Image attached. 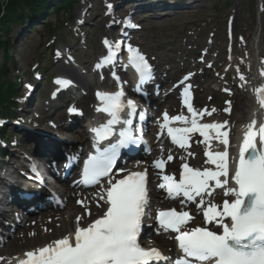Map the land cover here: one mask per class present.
<instances>
[{
    "label": "snow or ice",
    "instance_id": "snow-or-ice-1",
    "mask_svg": "<svg viewBox=\"0 0 264 264\" xmlns=\"http://www.w3.org/2000/svg\"><path fill=\"white\" fill-rule=\"evenodd\" d=\"M113 9L112 4L106 5ZM115 23V21H114ZM126 26L137 27L126 17ZM126 38V34H125ZM243 41V37H241ZM107 55L102 57L96 67L101 68L106 63L115 61L117 50L122 47V41L115 44L104 40ZM127 65L138 74V87L153 79V69L147 58L138 48L127 44ZM60 53L57 52V55ZM243 59V58H241ZM254 59L258 65L261 78H264V62L257 55ZM238 79L248 83L246 76L237 64ZM251 70V69H250ZM118 81V90L97 91L96 98L99 105L97 113L106 114L109 118L97 127L90 128L94 133V147L100 141H109L103 150L96 148V154L89 155L83 161L81 180L84 186H97V207L103 208V214L98 218L81 226L83 216L76 217L74 232L55 239L44 246L25 251L21 257L15 259V264H264V83L254 86L252 91L258 105L253 118L242 125V137L238 144V155L230 156V130L228 121L201 123L198 117L211 111L205 109L197 111L191 102L190 88L186 85L181 93L183 105L191 115L183 114L169 116L162 114L163 122L159 125L166 129L172 144L181 149L190 148V141L194 134H199L206 149L205 163L210 167H192L187 162L181 164L179 177L174 174H163L166 161L161 158L153 162L152 167L161 170L162 183L160 189L167 192L171 199H180L181 209H161L156 212L155 219L159 225L158 232L175 233L178 256L173 259L164 255L156 247L141 246L139 237L142 232V221L150 215L149 194L147 191V169L144 171H127L121 178H114L113 167L120 149L129 144L137 143L139 137L134 132H141L139 127L133 128L131 117L137 113V106L131 99L125 100V92ZM186 75L180 84L190 78ZM103 78V77H102ZM255 74H253V81ZM58 85L69 84L70 81L57 79ZM27 87H31L28 85ZM228 91L227 89H225ZM231 104L230 101H226ZM128 109L126 119L121 114ZM70 107L69 112H76ZM230 113L229 108L224 109ZM142 117L143 112L139 113ZM179 122L185 126H170ZM122 125L118 132V139L112 143L109 138L116 135L114 126ZM190 125V126H188ZM215 140L223 145V150L213 151L211 141ZM196 154L187 152L188 157ZM182 161L185 160L181 157ZM173 156L168 155L167 161ZM119 169L118 172H125ZM222 189L225 197L222 204L212 201L215 189ZM102 202V203H101ZM196 203L198 211L203 212L204 224L215 225L189 227L193 217L183 210L187 204ZM83 204V201H77ZM90 216V209H86ZM3 259V258H0Z\"/></svg>",
    "mask_w": 264,
    "mask_h": 264
},
{
    "label": "rangeland",
    "instance_id": "rangeland-1",
    "mask_svg": "<svg viewBox=\"0 0 264 264\" xmlns=\"http://www.w3.org/2000/svg\"><path fill=\"white\" fill-rule=\"evenodd\" d=\"M194 1H196L194 8L187 10L166 9L162 7L164 4L158 3H152L146 7L143 5L141 7L144 8L133 10L131 7H135V4L140 1L76 0L71 20L67 18V13L64 10L48 15L47 22L59 28L55 37L58 36L61 39L50 36L48 28L41 26L40 23L26 30L28 21L24 22L22 26H11L8 30L11 43V48L8 51L10 61L7 63L9 74L5 80L14 81L16 75L18 78L21 77V82L31 81L33 84L30 93H27L24 87L21 88L20 96L23 97L19 98V101L22 103L26 100L27 94L30 96V101L17 107L14 111L15 116L17 118L23 115L30 116L29 123L47 132H55L56 126L54 125L63 118L67 109L63 103L52 102V99L49 98L52 87L51 83L44 82V76L60 75L59 69L68 67L76 70L83 80H92L95 77V72L100 74H97L99 79L105 78L106 75H101V68L96 67L100 55L106 53L103 37L110 33L114 35L111 39L112 44L115 43L119 31L117 25L121 23L124 15L125 18L130 17L134 22L142 20L139 24L141 30L131 35L130 43L150 56L157 70L163 72L161 78L164 82L172 78L178 71L184 70L185 72L192 69L194 63L210 62L208 66L205 65L206 68L200 66L198 72L202 74H197L207 84L204 82L200 86L195 83L186 85H191L190 94L191 98L195 100V110L203 111L209 106L211 109L220 111L219 108L225 107L229 98H235L241 91L237 86L235 75L227 74L231 69L227 67L226 62L234 57L233 50L235 52L230 41H233V38L241 40L243 37L242 52L245 55L243 62L246 70L248 68L246 59L253 50L254 40L261 35L264 37V0ZM107 4L114 6L111 11L107 9ZM149 15L150 17H147ZM235 21L239 24L240 31L235 30L233 24ZM112 26H117V29L112 30ZM57 52L60 54L57 55ZM260 60H264V54ZM2 63L3 59L0 54V65ZM40 71L42 74H38ZM176 78H179V75ZM176 80H173L174 82L171 84L176 83ZM112 87L114 88V84ZM95 88L92 87V91ZM81 89L85 94L88 91L86 88L81 87ZM68 99L69 96L66 95L64 104L68 103ZM169 103L171 104L170 101ZM180 112L181 110L177 115ZM44 119L46 123H43ZM232 132L234 133V131ZM198 137L199 134H194L192 141L195 145L202 146L204 143H196L198 140L202 141V138ZM71 138L78 141L77 136H71ZM11 140L14 141L15 138L11 137ZM165 147L169 150V153L164 157L167 161L168 155L171 154L174 157L173 153L177 150L168 147L163 140L160 149ZM20 151L23 152L22 149ZM177 170L175 172L166 171V174L176 176ZM151 172L160 174L155 168ZM90 192L95 195L98 193V189L90 190ZM2 208L18 214L17 208L6 201ZM64 208L65 206H60L49 211L65 212ZM36 216L32 215L31 217L35 218ZM11 220L9 219V222ZM0 221L6 223L5 218H0ZM75 223H77L76 218L72 220V224ZM22 225L14 230L12 235L0 240V249L5 248L9 242H22L20 239L21 230L24 227ZM170 241L172 244V240ZM37 245L35 243L32 246L36 247ZM149 245H155V241ZM26 250L29 249L25 247L19 252ZM0 258L4 259L5 256Z\"/></svg>",
    "mask_w": 264,
    "mask_h": 264
},
{
    "label": "bare ground",
    "instance_id": "bare-ground-1",
    "mask_svg": "<svg viewBox=\"0 0 264 264\" xmlns=\"http://www.w3.org/2000/svg\"><path fill=\"white\" fill-rule=\"evenodd\" d=\"M233 24L235 30L240 31L239 24L236 21ZM113 36L114 35L107 33L103 38L104 39L107 38L110 42ZM237 41H238V45H237ZM231 43H232V47H234L233 49H235V52L233 50V55H234L233 59L226 62L227 67L231 69L229 72L230 73L232 72V74L236 73L237 64L239 63L240 71L248 75V78L251 80H253V74H255L254 81H256L259 75L258 69L261 65H258L256 63L254 56L258 54L260 58L264 54V37L261 35L254 40L252 46L253 50L251 51L248 59H246L247 63H250V68L247 70L244 69V62H243V59L245 58L244 52H242V47L244 42H242L240 39L233 38V41H231ZM59 73L61 75H71L72 78L76 80L81 87L86 88L88 90L85 95H81V97H79L76 101V106L80 109L82 108L85 114L91 112L90 104L93 103L96 99L95 93H93L91 88L98 86L100 87L106 84L110 85V80L107 77L101 80L93 78L90 81H86L83 80L79 74H77L74 71H70L69 68L67 67L59 69ZM177 74L178 73L176 72L175 76ZM195 74L192 75V77L195 78L196 77ZM191 81L192 79L189 78L188 81L185 82L188 83ZM171 82L172 81L168 82L166 86H168V84H170ZM196 83L199 86L201 84L199 80H196ZM183 85L185 84L179 83L177 85L174 84L171 86L173 87L172 89L174 90L169 96L168 101H166L167 103L170 101L171 104L169 103L165 111H167L169 115L170 114L177 115L179 113V110H181V114L183 113V115L190 117L189 118L190 120L191 115L190 113H188L186 107L183 105L182 102L181 93L183 91L182 90ZM228 101L231 102L230 105L227 104L225 107H220L219 108L220 111L215 110L214 112H212L211 115L205 114L203 117H198V120L201 123L228 121L229 123L227 125V128L230 129V138H231L230 144H232L233 147V152L231 153V156H236L238 155V144L240 143V139L242 137V125L249 122L253 118V113L256 111L258 105L256 103L255 97L254 100L251 102L247 97V95L245 94V92L243 91H240V93L237 96H235V98H229ZM161 103L162 101L152 109L153 112L162 111L161 108L162 107L165 108V106L161 105ZM225 108H229L230 113L223 111ZM206 109L209 111L212 110L209 106ZM67 117L68 114H65L62 119H65ZM46 118L47 116L45 117V119ZM25 119H30V116L29 117L25 116ZM45 119L43 123L44 122L46 123ZM170 126L183 127L185 125L180 124L179 122H173ZM232 131H234V133ZM157 139L159 141L161 139V135H159ZM38 144H40L43 147L44 151L48 153L45 154L44 157L45 162H47L46 160H52V161L57 160V158L59 157L58 152L60 148H63L65 150L68 149V146L65 145L64 143L42 141L39 142ZM190 145H191L190 148L180 149L176 151L173 160L170 162H166L165 164L166 169L173 171L176 167L177 168L181 167V164L183 162H187L189 163L190 166L199 167L201 169H203L204 167H210V165H207L205 163V161L207 160L204 155L206 145L203 144L202 146H198L195 145L192 141L190 142ZM221 147L222 146L217 141L215 140L211 141V148H213L214 150H218ZM50 151L55 152L53 156L50 155L49 153ZM189 151L195 153L196 155L194 157H188L187 152ZM166 154L167 151L164 149L160 150L157 149L156 147H154L153 149V155L155 157L154 160L161 158L164 159ZM181 157H184L185 160L182 161ZM147 166H149L150 168L151 164H147ZM151 179L152 181H155L156 178L153 175ZM54 190L56 192L60 191L66 196V198L63 201V206H65L64 208L65 212L62 211H46L44 213L36 212L37 216L35 218H32L30 216L23 219L22 226L24 227L23 230H21V236H20L22 242L21 243L9 242L5 245V248L0 249V257L5 256L3 260H0V264H15V259L17 257H21L22 254L24 253L23 251L19 252L20 249H24L26 247L27 249L31 250L30 248L34 249L36 247L44 246L45 244L55 239L61 238L64 235L74 232L76 223L72 224V220L77 216H83V219L80 223L81 225L85 223L87 225V223H90L94 217L97 218L103 214L104 209L97 207V196L93 195L90 191L81 190V186L69 184L67 190H64L63 187H60L59 190L56 188ZM222 196H224V191L219 188L215 189V197L219 198ZM225 198H229V197H225ZM78 200L83 201V204H78L77 203ZM86 209H90L91 212L90 216L87 214ZM5 214L7 215L8 213ZM9 217L13 218L14 215H10ZM40 230H42V232L39 233ZM155 242L158 245L165 247V251L168 256H174L172 244L168 236L160 234L155 239ZM35 243H37L38 245L36 247L32 246Z\"/></svg>",
    "mask_w": 264,
    "mask_h": 264
},
{
    "label": "trees",
    "instance_id": "trees-1",
    "mask_svg": "<svg viewBox=\"0 0 264 264\" xmlns=\"http://www.w3.org/2000/svg\"><path fill=\"white\" fill-rule=\"evenodd\" d=\"M72 1L74 0H0V54L3 59L0 65V116L7 117L10 108L14 106L12 95L16 92V82L5 80L9 74L7 63L10 61L9 28L22 24L24 18L31 22L42 20L46 14V7L52 2L56 4L53 10L58 11L60 7L67 6L66 9L70 11ZM47 27L52 28L51 24H47Z\"/></svg>",
    "mask_w": 264,
    "mask_h": 264
}]
</instances>
